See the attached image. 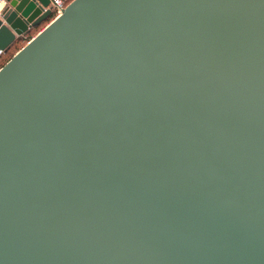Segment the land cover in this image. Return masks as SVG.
<instances>
[{"label":"water","instance_id":"water-1","mask_svg":"<svg viewBox=\"0 0 264 264\" xmlns=\"http://www.w3.org/2000/svg\"><path fill=\"white\" fill-rule=\"evenodd\" d=\"M0 264H264V0H68L16 50Z\"/></svg>","mask_w":264,"mask_h":264},{"label":"built area","instance_id":"built-area-1","mask_svg":"<svg viewBox=\"0 0 264 264\" xmlns=\"http://www.w3.org/2000/svg\"><path fill=\"white\" fill-rule=\"evenodd\" d=\"M9 2L10 0H0V17ZM49 6L51 8L52 18H54L61 13L63 6H65V2H63V0H49Z\"/></svg>","mask_w":264,"mask_h":264},{"label":"trees","instance_id":"trees-1","mask_svg":"<svg viewBox=\"0 0 264 264\" xmlns=\"http://www.w3.org/2000/svg\"><path fill=\"white\" fill-rule=\"evenodd\" d=\"M67 1L68 0H65L64 2H65V4L67 3ZM52 18V15H50L49 16V18H47V19H45V20H43L40 24H38L37 26H34V28L28 33V35H27V37H25V38H23V39H21L20 41H18L17 43H15V45H13V47L10 49L11 51H14L16 48H17V46L19 45V43H21L22 41H24L25 39H29V37L31 36L30 34L36 29V28H41L42 26H44L47 22H49L50 21V19ZM9 50V51H10ZM8 51V52H9ZM5 53V54H3L1 57H0V65H3V63H5L8 59H9V57H10V54H11V52L10 53Z\"/></svg>","mask_w":264,"mask_h":264},{"label":"flooded vegetation","instance_id":"flooded-vegetation-1","mask_svg":"<svg viewBox=\"0 0 264 264\" xmlns=\"http://www.w3.org/2000/svg\"><path fill=\"white\" fill-rule=\"evenodd\" d=\"M64 1H65V0H63V2H64ZM41 22H42V21H41ZM33 28H34V26H33L32 28L29 29V32H30ZM29 32H28V33H29ZM28 33L24 34L23 36L16 37V38L14 39V41L11 43V45H10V46H9L4 52H2V53L0 54V57H1L3 54L7 53V52L13 47V45H15V43H17V42L20 41L21 39L27 37Z\"/></svg>","mask_w":264,"mask_h":264},{"label":"rangeland","instance_id":"rangeland-1","mask_svg":"<svg viewBox=\"0 0 264 264\" xmlns=\"http://www.w3.org/2000/svg\"><path fill=\"white\" fill-rule=\"evenodd\" d=\"M39 29H40V27L39 28H36L30 35L31 36H33L35 33H37V31H39ZM30 36V37H31ZM29 37V38H30ZM28 40V38L27 39H25L24 41H22L21 43H19V45L17 46V48L14 50V51H9L8 53H10L11 52V54H10V57L9 58H11L12 57V54L16 51V50H18L26 41ZM4 64V63H3ZM1 66V65H0Z\"/></svg>","mask_w":264,"mask_h":264}]
</instances>
